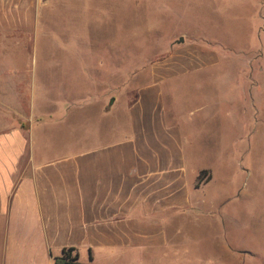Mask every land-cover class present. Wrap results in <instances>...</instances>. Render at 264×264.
<instances>
[{"label":"crops","instance_id":"obj_1","mask_svg":"<svg viewBox=\"0 0 264 264\" xmlns=\"http://www.w3.org/2000/svg\"><path fill=\"white\" fill-rule=\"evenodd\" d=\"M110 1L112 8L95 10L114 13L116 4L120 12L122 5L140 0ZM92 2L0 0V34L40 32L55 47L58 25L69 26L58 24L60 15L94 10ZM223 2L215 11L249 31L240 38L243 47L235 54L230 47L229 55V45L192 34L191 41L185 36L184 42H172L161 59L124 60L150 63L148 81L123 96L114 93L107 102L92 98L101 106L98 128L103 119L112 123L106 138L99 129L96 142L55 152L51 133L68 125L70 100L45 97L32 109V118L23 116L28 125L0 123V264H56L70 247L84 264H248L249 258L264 264V247L244 249L230 236L234 225L247 228L242 219L252 215L248 204L232 203L249 193L246 181L234 185L235 167L254 179L251 190L264 192V69H250L244 53L256 47L251 63L264 61V0H241V7L250 9L239 18L233 16L236 0ZM224 61L235 65L224 76L236 78L240 103L238 90L230 87L226 94L232 105L225 112V129L218 132L210 125L216 106H195L186 114L193 127L188 132L179 104L168 105L164 84L216 69ZM22 89L12 93H27ZM215 139L219 161L211 164L200 155V143ZM186 221L196 230L208 224L223 229L185 234ZM188 238L197 251L193 258L185 248ZM206 238L208 246H203Z\"/></svg>","mask_w":264,"mask_h":264},{"label":"rangeland","instance_id":"obj_2","mask_svg":"<svg viewBox=\"0 0 264 264\" xmlns=\"http://www.w3.org/2000/svg\"><path fill=\"white\" fill-rule=\"evenodd\" d=\"M126 1L128 0H123ZM223 4V0H140L136 4H121L120 12L115 4L114 13H105L103 10L112 8L113 2L93 0L90 7L94 10L83 14L72 12L60 15L58 24L67 22L69 26L65 28L58 25V45L55 47L48 46L50 38L39 37L40 32L14 36L0 34V123L11 127L25 126L29 123L26 116L33 117L32 109L41 105L43 98L70 100L68 125L56 128L51 133L56 146L55 152L79 149L96 142L100 137L99 129L102 139L106 138L112 133V123L110 119H103L98 128L97 119L101 106L93 103V99H104L107 102L114 93L123 96L127 90L131 93V90L148 81L150 63L124 60H140L149 55L153 59H161L169 53L172 42L176 41L174 44H177L180 37H183L184 42L185 36L191 41L192 34H205L213 40L215 38L219 46L229 45L226 50L222 47L229 55L243 47L244 42L240 38L249 31L235 18L231 21L224 14L215 11L216 6ZM235 6L233 16L238 18L242 12L250 9V6L249 9L247 6L242 8L241 0H236ZM96 7L103 10H95ZM232 35L237 39L232 40ZM230 47L234 48L232 52ZM257 50L256 47H250L244 53L250 60V69L263 70L264 61L251 63ZM230 63L224 61L216 69L200 71L164 84L167 103L169 106L179 104L185 116L181 119L188 132L193 127L192 120H186V114L200 104L216 106V119L210 123L211 128L217 132L222 127L225 129V112L232 105L226 92L230 87L236 88L239 103L242 94V90L236 85V78L224 76L226 71L236 70L235 65L232 64L231 67ZM137 73L143 74L140 75L141 78L136 77ZM15 88H23L28 94H16ZM235 98L237 97H234V104ZM53 106L50 104L49 108ZM24 115L26 116L23 118ZM198 126L199 123L196 122L195 127ZM215 140H202L200 143V155L205 162H213L211 164L219 161L215 150L217 151L216 147L219 148L220 142ZM236 169L237 167L233 174L234 185H243L246 181L248 185L245 187L249 193L237 197L232 203L248 204L252 215L248 219H242L247 228L241 229L234 225L230 236L237 246L244 249L263 248L264 192L251 190L256 185L254 179L244 173H237ZM214 226L216 227L212 228L208 224L196 230L193 223L186 221L185 234H211L213 230L223 229L221 224ZM185 241L187 255L193 258L197 254L193 240L188 238ZM207 242L208 239H204L203 246H208ZM249 260L248 264H253V260Z\"/></svg>","mask_w":264,"mask_h":264},{"label":"trees","instance_id":"obj_3","mask_svg":"<svg viewBox=\"0 0 264 264\" xmlns=\"http://www.w3.org/2000/svg\"><path fill=\"white\" fill-rule=\"evenodd\" d=\"M202 175H203V172L200 173V180L202 179ZM55 263L56 264H84L79 261V254L76 248L74 247L64 248L62 251V254L56 257Z\"/></svg>","mask_w":264,"mask_h":264},{"label":"water","instance_id":"obj_4","mask_svg":"<svg viewBox=\"0 0 264 264\" xmlns=\"http://www.w3.org/2000/svg\"><path fill=\"white\" fill-rule=\"evenodd\" d=\"M179 41H183V38L181 37V38H179Z\"/></svg>","mask_w":264,"mask_h":264}]
</instances>
